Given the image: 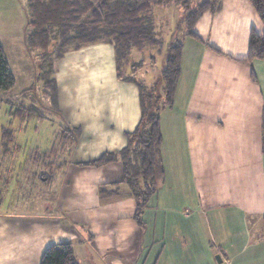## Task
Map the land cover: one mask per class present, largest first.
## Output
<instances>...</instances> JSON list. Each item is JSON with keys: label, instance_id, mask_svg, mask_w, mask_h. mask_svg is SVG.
<instances>
[{"label": "crops", "instance_id": "crops-1", "mask_svg": "<svg viewBox=\"0 0 264 264\" xmlns=\"http://www.w3.org/2000/svg\"><path fill=\"white\" fill-rule=\"evenodd\" d=\"M194 31L199 38L184 39L174 105L161 113L165 176L143 224L122 162L87 163L127 145L126 134L141 118L138 84L156 81L150 72L163 52L133 50L123 72L135 81L119 77L108 41L70 49L58 61L55 96H43L61 128H76L79 138L48 179H23L11 156L16 144L49 147L17 140L0 155L8 181L0 203V264H40L48 246L64 241L73 243L77 259L87 245L92 259L106 264H264V60L245 61L252 31L264 34V23L250 0H222ZM148 58L149 71L142 70ZM24 181L37 190L35 215L9 211L24 203Z\"/></svg>", "mask_w": 264, "mask_h": 264}, {"label": "trees", "instance_id": "trees-1", "mask_svg": "<svg viewBox=\"0 0 264 264\" xmlns=\"http://www.w3.org/2000/svg\"><path fill=\"white\" fill-rule=\"evenodd\" d=\"M222 0H27L30 32L28 47L39 54L43 93L52 98L56 91V65L70 49H77L88 43L108 41L116 51L119 77L135 81L133 73L126 74L123 67L131 60L133 50L156 49L164 51L165 64L161 77L152 85L138 84L141 99V118L133 132L126 134L127 145L117 153H105L88 162L100 166L120 160L123 164V181L136 198V219L143 224L142 213L158 192L164 180L165 168L162 158L163 134L161 113L172 107L178 82L182 73L181 61L186 36H199L194 26L208 9L215 10ZM264 23V0H250ZM177 3L182 9L169 41L155 30L154 7ZM264 60V34L252 31L249 55ZM255 78V75L253 74ZM16 84L5 49L0 40V90L10 91ZM26 94V93H24ZM21 119L46 118L47 114L34 103L16 110ZM79 138V131L64 125L57 141L49 150H35L32 162L33 176L46 179L52 177L53 168L65 152L71 151ZM15 132L3 128L0 155L11 150ZM12 142V143H11ZM264 145V124H263ZM8 146V147H6ZM14 151V150H13ZM1 161V160H0ZM2 163V162H1ZM1 165V164H0ZM62 165V164H60ZM0 174H3L0 169ZM0 177V203L4 199L6 183ZM264 225V216H263ZM40 264H79L73 243L64 241L48 246L43 252Z\"/></svg>", "mask_w": 264, "mask_h": 264}, {"label": "rangeland", "instance_id": "rangeland-1", "mask_svg": "<svg viewBox=\"0 0 264 264\" xmlns=\"http://www.w3.org/2000/svg\"><path fill=\"white\" fill-rule=\"evenodd\" d=\"M26 2L27 0H0V40L5 49L11 70L16 78V84L10 91L0 90V140H2L3 128H11L15 132V141L18 140L23 142L28 140L30 142V144H28L29 146L31 144L36 145L38 142V144H41L43 147H49L46 149L49 150L56 143L57 134H59L61 129L60 125L63 124L58 113H56L58 111L50 109L53 108V104L48 101L49 98L43 96V80L41 78L42 66L39 54L31 50L27 44L26 37L29 29V15L27 14ZM154 12L156 14L154 23L155 30L160 36L167 38L168 42V38L172 35L174 25L182 15V11L179 6L172 3L168 6L158 5L155 7ZM166 47L167 45L164 47L163 54L160 56L158 55L153 64L150 63V59L148 58L146 67L144 66L142 68V70H148L149 66H151V64L153 65V70L150 72V75L154 78L153 81L161 77V71L165 64ZM144 57H148V55ZM25 89L27 90L24 91ZM32 102L43 108L47 117L34 118L27 124V119H21L15 114L17 109L22 108L23 105H29ZM27 125L28 128L21 127ZM36 126L37 128L35 129ZM52 141L55 143H52ZM16 146H18L19 149H14L15 155L11 156L13 160L11 165L14 167L13 172L18 175H23V179L31 180L34 178L33 171L35 169V165L32 162V154L35 153V150L40 148H29V150H24L22 145L16 144ZM68 152L69 151L65 152L64 155ZM22 153H24V155H22ZM64 155H62L61 158H63ZM21 164L23 169L19 171ZM1 165L0 169L1 172H3L5 165L3 162ZM58 165L59 164L54 165L53 168L57 169L59 167ZM3 174H0V176ZM24 182L26 188H24V190L27 195V197L24 196L26 198L23 197L24 203L21 204L22 206L20 207L15 204L10 205L9 211L15 215H35L38 210L34 202L36 200L35 196L37 190L35 186H31L32 184L30 183L32 181L29 183L27 181ZM27 190L29 192H26ZM22 192L23 191H21V194ZM14 195L12 194L13 198H15ZM10 197L9 195V199L11 200ZM12 201L16 203L18 200L13 199ZM85 247H80L78 250L79 264H106L100 257L95 256V258L92 259L94 252L91 251L89 254L86 251L89 247L87 245Z\"/></svg>", "mask_w": 264, "mask_h": 264}]
</instances>
